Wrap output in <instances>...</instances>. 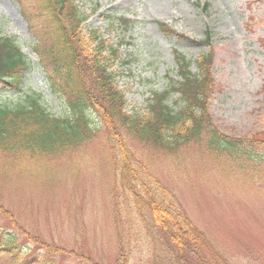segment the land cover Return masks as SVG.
Wrapping results in <instances>:
<instances>
[{
	"label": "rangeland",
	"instance_id": "obj_1",
	"mask_svg": "<svg viewBox=\"0 0 264 264\" xmlns=\"http://www.w3.org/2000/svg\"><path fill=\"white\" fill-rule=\"evenodd\" d=\"M77 4L83 29L99 33L107 48L103 51L109 58L107 72L114 75L112 84L124 96L128 113L145 115L152 94L179 80V55L198 73V60L209 54L206 103L211 125L235 139L256 141V146L245 144L253 165L243 162L245 169L232 166L229 171L225 157L214 158L196 144L155 149L108 122L91 142L63 154L41 155L30 163L0 153V172L52 170V181L43 180L40 188L24 176L18 181L0 177V208L12 212L13 221L0 210V237L18 224L38 238L24 239L21 245L41 247L38 251L54 264H118L120 241L133 237L127 264H150V245L140 241L150 216L142 207L147 220L141 222V216L139 220L137 206L121 187L117 172V147H125L128 157L138 161L137 171L147 178L155 176L167 187L179 209L228 264H264V0H78ZM38 5L42 6L39 0H0V35L15 38L28 61L21 85L16 90L0 89V99L17 104L31 91L47 111L60 116L65 101L48 88L37 53L46 42L42 31L48 23ZM160 23L178 37L170 36ZM205 34L210 39L205 40ZM111 48L115 56L109 53ZM177 97L170 93L166 103ZM135 222H141L140 229ZM10 260L0 254V264Z\"/></svg>",
	"mask_w": 264,
	"mask_h": 264
},
{
	"label": "trees",
	"instance_id": "obj_2",
	"mask_svg": "<svg viewBox=\"0 0 264 264\" xmlns=\"http://www.w3.org/2000/svg\"><path fill=\"white\" fill-rule=\"evenodd\" d=\"M77 1L39 0L42 6L38 5L42 15H46L42 19L48 23L42 31L46 42L37 53L43 61L48 88L65 101L63 113L56 116L47 111L39 96L31 91L25 93L24 102L17 104L9 105L0 99V153L11 154L16 162L31 163L41 155H58L82 147L111 123L113 127L129 130L135 139L151 144L155 149L171 151L196 144L214 158L225 157V167L229 171L232 166L245 169L247 165L243 162L253 165L254 157L250 149H246L247 145L256 146V141L235 139L211 125L206 103L211 85L207 69L209 54H202L198 60V73L192 72L190 62L179 55L176 60L179 80H172L167 89L152 94L145 115L128 113L124 110V96L113 85L114 75L107 72L109 58L103 55L107 48L99 33L83 29L84 17ZM159 26L170 36L178 37L163 23ZM84 37L93 43V48L90 49V43H86ZM204 38L210 39L207 34ZM109 53L115 56V48ZM27 67L28 61L15 38L0 35V89L10 87L16 90ZM170 93L178 97L169 105L166 99ZM124 148L117 147L120 158L116 171L121 174V187L137 206L139 220L140 216L141 222L147 220L144 213L143 218L142 207L150 216L147 231L142 233L145 237L140 239L150 245L147 257L150 264H228L187 213L179 209L167 187L155 176L147 178L139 173L136 169L138 161L128 157ZM173 156H178V152ZM51 171L42 168L0 172V177H9V180L12 177L18 181L24 176L31 185L40 188L43 180L52 181ZM0 210L12 221V212ZM141 222H135L138 229ZM17 226L12 232L2 231L4 234L0 237V254L11 258L8 264L49 261L45 252L38 251L41 247L30 249L21 245L24 239L34 241L38 238L33 237L31 231ZM132 242L133 237L120 241L116 256L118 264L129 261L127 257H130L128 252L132 249ZM17 253L21 254L16 257Z\"/></svg>",
	"mask_w": 264,
	"mask_h": 264
}]
</instances>
